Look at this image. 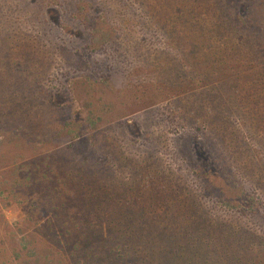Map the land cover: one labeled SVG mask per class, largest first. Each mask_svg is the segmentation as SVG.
Masks as SVG:
<instances>
[{
	"label": "rangeland",
	"instance_id": "rangeland-1",
	"mask_svg": "<svg viewBox=\"0 0 264 264\" xmlns=\"http://www.w3.org/2000/svg\"><path fill=\"white\" fill-rule=\"evenodd\" d=\"M261 77L264 0H0V264H264Z\"/></svg>",
	"mask_w": 264,
	"mask_h": 264
},
{
	"label": "trees",
	"instance_id": "trees-1",
	"mask_svg": "<svg viewBox=\"0 0 264 264\" xmlns=\"http://www.w3.org/2000/svg\"><path fill=\"white\" fill-rule=\"evenodd\" d=\"M261 78L264 81V77ZM231 176L232 174L227 171L224 178L228 179ZM247 195V193H243L241 199L236 202H223L226 207L233 209L236 213L255 214L257 205L260 203V199H257V196ZM245 196H247L246 199L244 198ZM236 235L237 232L234 225L231 223L221 224L219 227L209 226L204 237L196 238L192 241L194 244L203 245L204 247H202V251L192 250L191 248L186 249V264H255L256 259L250 260L249 250L243 245L245 242L242 243L243 237L238 242L236 239L234 240ZM119 253H121V251L116 253L115 256L120 260V264H137L138 260L136 259L132 261V259H130V254L125 252L122 254ZM150 254L151 252L149 255ZM182 256L183 255L175 254L173 264L178 262ZM146 259L147 256H143L141 261H146ZM184 259L185 258H182L181 261L183 262ZM157 263L168 264L162 257L157 259Z\"/></svg>",
	"mask_w": 264,
	"mask_h": 264
}]
</instances>
